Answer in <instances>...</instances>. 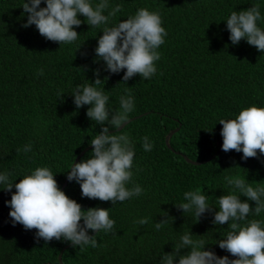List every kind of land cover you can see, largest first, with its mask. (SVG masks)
Instances as JSON below:
<instances>
[{
	"label": "trees",
	"instance_id": "obj_1",
	"mask_svg": "<svg viewBox=\"0 0 264 264\" xmlns=\"http://www.w3.org/2000/svg\"><path fill=\"white\" fill-rule=\"evenodd\" d=\"M24 2L0 0V173L10 172L15 184L35 168L48 167L60 188L75 156L101 130L86 115L90 105L77 109L71 94L77 86L99 78L102 82L96 87L109 97L110 109L120 110L122 96L133 98L128 119L134 118L118 130L109 128V133L129 136L135 155L127 187L134 183L144 191L113 205L83 197L79 184L66 179L61 191L82 210L109 209V218L115 221L110 232L88 230L98 245L93 248L74 247L63 238L46 242L36 237V229L13 225L5 202L15 188L9 192L0 184V264H60L59 254L61 264H162V255L171 253L188 231L193 239L205 241L203 250L236 259L216 243L228 231L227 224L212 223L219 210L216 199L233 192L226 176L240 175L253 186L264 185V155L257 150V157L242 159V152H224L218 121L234 119L253 104L264 107V53L244 39L233 45L226 20L232 11L258 4L257 24L264 29V0H108L105 15L117 5L121 11L110 17L107 26L146 7L159 12L167 32L157 49L161 58L155 62L156 73L147 80L137 74L126 82L122 80L125 69L111 73L95 54L105 25L89 26L78 15L82 23L73 26L78 38L59 45L41 36L35 25L22 26L28 15ZM99 2L92 0L93 5ZM45 6L41 0L40 7ZM176 127L167 147L164 137ZM145 136L152 142L151 151L143 148ZM28 144L31 151L24 152ZM219 147L217 154L200 164L181 155L202 161ZM91 152L92 147L76 163L90 158ZM197 189L213 206L198 220L194 211L183 213L176 207L187 202L185 192ZM239 198L255 206L243 195ZM145 217L147 224L136 223ZM165 218L168 222L157 230L155 223ZM247 219L264 220V212ZM188 251L180 250L181 254Z\"/></svg>",
	"mask_w": 264,
	"mask_h": 264
},
{
	"label": "clouds",
	"instance_id": "obj_2",
	"mask_svg": "<svg viewBox=\"0 0 264 264\" xmlns=\"http://www.w3.org/2000/svg\"><path fill=\"white\" fill-rule=\"evenodd\" d=\"M45 7H40L41 0H27L22 8L27 13L23 27L35 25L39 34L49 41L60 44L72 43L78 38L73 26L82 23L78 15L87 20L89 26L105 25L103 35L98 39L95 49L97 58L101 59L106 70L119 73L125 69L123 81H128L137 74L147 80L157 71L155 62L161 55L157 49L164 44L167 32L162 26L161 15L148 8H140L115 26H107L110 17L121 11L117 5L105 15L109 8L108 0H100L93 5L92 0H44ZM261 20L260 5H253L240 11H232L226 20L233 45L242 39L264 53V29L258 26ZM85 22V21H84ZM95 75L98 77L99 72ZM101 79L77 86L71 94L76 108L90 105L86 115L96 124L101 125L100 132L91 140L92 156L73 164L67 173L68 181L75 180L81 189V195L100 201L124 202L144 191L138 184L127 187L132 181L134 146L127 134L109 133V128L119 129L128 120L134 109L131 95L120 98V110L108 107L109 97L98 87ZM127 91V89H126ZM107 123V126H104ZM222 125V150L224 152H242V159L257 157V150L264 155V107L255 104L243 108L234 119H220ZM143 148L151 151L153 145L147 136L143 137ZM17 151H21L17 149ZM24 152L31 151V144L25 145ZM11 173H0L3 189L12 193L9 216L13 225L21 224L24 229H36V237L44 241L63 238L75 246L95 248L97 242L88 230L110 232L115 221L109 218V209L99 207L82 210V206L70 199L60 190L54 174L48 167H37L30 174L24 175L18 183L13 184ZM227 184L233 188L232 193L218 197V211L214 212V225L227 224L228 231L223 239L218 240L219 248L226 250L236 259L227 256L218 257L211 250H203L204 240L193 239L190 231L173 246L171 253L161 257L162 264H264V220L247 219L250 215L260 216L264 212V185L253 186L240 175L226 176ZM239 192V195L235 194ZM243 195L248 201H254L252 207L240 200ZM185 203L176 206L183 213L194 211L196 220L205 212L212 211L213 206L207 196L197 189L184 193ZM166 215V214H165ZM165 218L155 223L159 230L168 222ZM83 220V226L80 221ZM149 218H141L136 223L147 224ZM189 249L181 254V249ZM83 250V247L81 248Z\"/></svg>",
	"mask_w": 264,
	"mask_h": 264
},
{
	"label": "water",
	"instance_id": "obj_3",
	"mask_svg": "<svg viewBox=\"0 0 264 264\" xmlns=\"http://www.w3.org/2000/svg\"><path fill=\"white\" fill-rule=\"evenodd\" d=\"M133 118H134V117L129 118V119H128L123 125H121V127L124 126L128 121H130V120L133 119ZM121 127H120V128H121ZM120 128H119V129H120ZM116 130H118V129H116ZM176 130H177V127L171 129V130L165 135V137H164V143H165V145H166L167 147H168V139H169V137H170V136H171ZM91 147H92V145L90 144V145L86 146L85 148H83V149H82V150H81V151L75 156V158L73 159L72 163L75 164L76 161H77V159L82 155V153L85 152L86 150H88V149L91 148ZM220 149H221V147H219V149H217V150L215 151L214 154L210 155L208 158H206L205 160H202V161H190V160H188V159L185 157V155L179 153L178 151H174V152H175L176 154H181L182 157H183L186 161H188V162H191V163H193V164H200V163H202V162H204V161H208V160H209L210 158H212L215 154H217V153L220 151ZM72 163H71L69 169L71 168ZM66 179H67V176L64 178V181H63V183H62V185H61V187H60V190H61V189L63 188V186L65 185ZM93 232H95V231L93 230L92 233H93ZM58 261H59V263L61 264V261H60V254L58 255ZM43 264H47V263H43Z\"/></svg>",
	"mask_w": 264,
	"mask_h": 264
}]
</instances>
